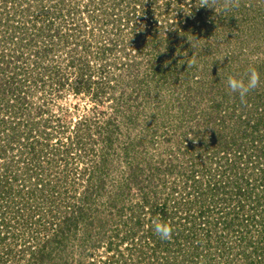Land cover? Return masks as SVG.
<instances>
[{"label": "rangeland", "instance_id": "1", "mask_svg": "<svg viewBox=\"0 0 264 264\" xmlns=\"http://www.w3.org/2000/svg\"><path fill=\"white\" fill-rule=\"evenodd\" d=\"M23 2L27 31L0 27L22 38L0 63V148L8 125L20 133L0 157L10 227L0 264H173L192 249L186 233L200 245L197 264H251L242 251L261 227L239 234L221 223L233 220L238 188L242 211L259 203L264 215V0L218 14L199 0ZM251 68L260 84L242 101L226 81ZM32 125L36 151L50 142L35 156ZM217 135L235 140L229 151L218 152ZM164 205L180 235L167 251L149 236L150 211ZM65 216L70 229L45 244ZM258 246L264 260V239Z\"/></svg>", "mask_w": 264, "mask_h": 264}, {"label": "trees", "instance_id": "2", "mask_svg": "<svg viewBox=\"0 0 264 264\" xmlns=\"http://www.w3.org/2000/svg\"><path fill=\"white\" fill-rule=\"evenodd\" d=\"M28 8H30L28 2L24 3L23 0H17V2H15L13 0H0V27L3 26V24H4L6 27L10 28V31H14V33H15V31H17V29H19L21 31H23V30L27 31L28 28L25 25L27 24V21H29L27 15H26V9L28 10ZM4 33H6V32H4ZM14 37H9V36H7L5 34L0 35V63L5 58L6 59L9 58V57L11 58L12 55H15L13 50L7 49L8 45H9L8 44L9 40H12L11 41V42H13L12 44H14V45L17 44L18 46H20L19 42L21 43L22 38L19 39V37H18V38H16L17 42H14V39H15ZM32 37H34V34H33ZM80 76H82V75L80 74ZM11 78L14 79V78H16V76L13 75ZM82 88H83V84H81V81L80 82H74L73 90H75V92H79ZM85 120L86 119H84L83 121H85ZM0 124H4V128H6L4 121H1ZM8 126H9V131L11 130V133H10V135H8V138L4 137V138H6V144H5V146H2L0 148V157L5 154L6 148H10L11 150H13V148H11L12 145H13L12 144L13 141L19 142L18 139L20 137V133H17L16 128H14L15 126H10V125H8ZM34 132H35V128L32 125V127L30 129H28V131H27L28 134H27V138H26L28 146L29 145L31 146L30 149H31L32 156H35V154H38L39 151L41 152V150L43 148H45L47 146H50V142L48 140L45 141V139L41 138L43 140V145L42 146H44V147L41 146V150L39 149V151H36L35 150V146L37 145V143L41 142L40 138H39L41 133L36 134L38 136H34L33 137L31 135L34 134ZM44 135L47 137V135H50V133H46ZM29 136H30V139H31L30 142H29L30 144L28 143V137ZM220 136L219 135L215 136V144L218 145V149H219L218 152L229 151L232 143L235 142V140L232 141V142L223 141L224 140V139L222 140L223 136H221V137ZM237 149H239V147ZM235 160H236V156H234V159L232 160L234 164H235ZM232 161H231V163H232ZM0 169L5 172V171H8L9 167H6V166L3 167V168L0 167ZM91 170L93 171L94 169L92 168ZM92 175H93V173H92ZM7 177L8 176L5 175V178H4V176L2 174H0V182L4 181L5 179H7ZM261 178L264 179V176H261ZM8 179L9 180L11 179L10 176H9ZM102 183H101V186H102ZM84 194L86 195V193H84ZM244 194L245 193H244L243 190H241V188H238L236 190L235 197H237L239 200H237L238 203L235 204L236 207L234 206V208L231 209L232 213H234V215H236V216L233 215V220L232 221L225 220V218H224L222 220L223 223H221V226H222L223 229L232 230V231H235V232H239V234H242V231H244V229L248 230L247 229L248 224L250 225L251 222H253L254 225H257L258 227H261V229L263 231V232L259 233V235H264V234H262V233H264V215H263L262 211L259 210V208H258V206H260V204L257 203L256 206L254 204L253 205L254 208L251 209L253 212L245 214L244 211H242L243 210V204H242L243 200H241V198H240V196H243ZM19 212L20 211H15L14 212V216L18 217L17 215H18ZM239 212H241V215H242V219L240 221H238L240 219V215H239L240 213ZM5 213L6 212H4V214ZM150 213H151V216H155L156 219L161 220L163 222H166L169 219L168 210L166 209L165 205L164 206H160V207L155 206L154 209L150 211ZM227 213H229V212H226V214ZM4 214L1 213V215H3V216H4ZM3 216L0 217V244L4 243L5 240L7 239L8 235H10V231H9L10 227L7 224V222L4 223L5 218ZM185 216H186V212H185ZM185 216H184L185 220H186V218L188 219L189 215L186 216V217ZM71 219L75 220L74 216L73 217L65 216L64 219L60 222V224L58 226V229L56 230V233L53 234L52 238L49 237L46 240L45 244L49 245V244H51L53 242H58L59 243L60 236H62L63 234L66 233L65 230L68 231L70 229L71 223H72ZM181 219H183V218H181ZM4 227L6 229H3ZM183 227H184V224H183ZM2 229L5 230V231H3ZM186 230H187V228H186ZM206 233H208L207 230H206ZM183 235H185V233H183ZM149 236H150L151 240L153 241V243L155 245H162L164 251H167L169 249L168 248V244L170 242L169 240H162L159 237H156V236H154L151 233L149 234ZM177 236H180V235L178 234ZM177 236L174 235V236H172L171 239H177L178 238ZM186 236L187 237H185V238H188V239L186 240V242H184L185 243L184 246L187 244V246H189V248L191 247L192 249L189 250L190 252L188 250L184 251L186 253L185 257H184L185 258L184 260L187 262V264H190L191 261H194L195 264H197L199 262H202L203 261L202 256H200V254L198 253V248L200 247V245L198 244L197 241H195L193 239V237L196 238V234L192 233V235H190V234L186 233ZM217 237H218L217 238L218 245H222V247H223L225 245L226 241H224L221 238L222 237L221 234L218 235ZM258 237H259V239L257 238L258 240H256V242H254V244H253V242L250 239H247L246 240V245H245V247H244V249L242 251L243 255L246 257L245 259H247V258L250 259L249 262L251 264H252L253 259H254L255 264H257V263L264 264V260H262L260 258H257V256H258L257 252L259 251V246L258 245L264 239V236H258ZM242 239L243 238H241L240 240H242ZM240 240H238V241H240ZM190 243H191V245H190ZM250 246H251V250L247 253L246 252L247 247H250ZM219 251H222V250H219ZM39 253H40V250H39ZM251 257H253V258H251ZM39 259H43V256L41 255ZM184 260L183 261L181 260V261L184 263ZM181 261L177 260V261L173 262V264L174 263L176 264V263H179V262H180V264H182ZM203 264H208V262L205 261Z\"/></svg>", "mask_w": 264, "mask_h": 264}, {"label": "clouds", "instance_id": "3", "mask_svg": "<svg viewBox=\"0 0 264 264\" xmlns=\"http://www.w3.org/2000/svg\"><path fill=\"white\" fill-rule=\"evenodd\" d=\"M241 0H199L196 5L198 7L214 8L216 13L219 8L221 11L228 12L233 8L240 6ZM218 14V13H217ZM223 57H217L216 60L223 61ZM227 88L232 94H236L243 101L247 95L260 84V74L255 68L248 70L242 78L229 76L226 81ZM153 232L162 240H170L172 238V227L161 220H153L151 223Z\"/></svg>", "mask_w": 264, "mask_h": 264}]
</instances>
